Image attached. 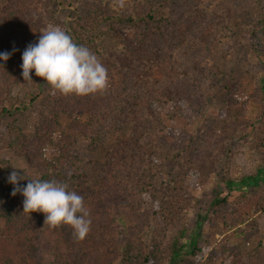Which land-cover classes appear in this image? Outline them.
Segmentation results:
<instances>
[{
    "label": "trees",
    "instance_id": "trees-1",
    "mask_svg": "<svg viewBox=\"0 0 264 264\" xmlns=\"http://www.w3.org/2000/svg\"><path fill=\"white\" fill-rule=\"evenodd\" d=\"M153 1L4 0V6L0 8V53L11 55L7 61L0 60V117L28 111L45 91L43 88L47 82L37 77L35 72L31 75L32 82L24 81L21 54L29 44L38 42L41 31L49 25L59 26L77 45L88 47L108 70L109 67L117 72L122 68L130 69L131 80L124 83V88L115 95L106 96L103 94L106 91L87 96L47 93L39 101L44 112L32 138H20L12 126L0 134V218L5 222L0 230V264H178L185 255L202 251L207 253L209 264H234L237 259L241 264V260L248 257L221 244L211 250V239L207 245L199 247L196 233L189 245L183 244L188 211L197 203L187 186L188 167L197 166L193 160L199 150L197 145L191 147L188 159L184 158V165L171 156V164L179 168L177 171L173 168L167 170L164 181L156 183L155 178L147 181L142 178L158 169L156 158L149 156L140 143V139L147 136L154 126L146 116L158 117L150 104H171L161 97L163 92L159 91L155 72L163 74L164 70H172L170 75L183 76L187 81L193 74L203 73L210 82L206 75L214 64L211 52L213 42L217 41L204 36L202 26L206 13L200 7L202 0H164L157 7ZM220 2L221 12L216 16L213 13V18L217 17L220 22L214 25L223 32L227 31V35L264 33V16H252L257 0ZM234 8H240L237 15L233 13ZM61 10H69L73 20L70 16L68 20H60L56 12ZM160 10L163 12L156 13ZM187 21L189 23L186 24ZM125 25L136 34L123 36L119 29ZM110 37L118 45L105 46L104 40ZM158 38L163 44H152L151 41ZM261 47L264 57V42ZM120 56L125 58L127 65L115 63ZM255 58L261 66L252 72L264 96V61L259 56ZM218 74L223 75L224 72L219 70ZM17 83H22L24 88L32 84L33 91L39 90L38 95L32 90L24 98L14 94L12 88ZM176 105L170 108L177 113ZM83 113L90 115L89 120L74 119L66 130L61 131L59 139L54 138L62 114L72 119ZM252 123L257 130L255 147L264 150V117L256 118ZM114 125L119 128L133 125V138L123 136L120 143L105 147L109 128ZM79 136L89 139L94 146L93 151L107 150L105 161L87 162L80 158L75 148ZM49 149L57 153L52 160L47 155ZM6 150H14L25 158L35 176L31 178L13 168L2 156ZM203 164L206 169L211 165L208 158ZM93 165L96 167H91ZM13 171L28 179H54L67 183L69 190L82 195L91 219L86 238L75 240L72 228L67 225L58 228L45 225L44 213L30 216L24 213L23 208L8 207L5 199L14 188L8 177ZM28 179L20 180L19 186L25 187ZM262 184L264 165L239 184L229 181L227 185L229 190H247L249 187L259 188ZM257 196H254L255 200ZM245 198L244 195L242 199ZM247 200L251 202L250 198ZM224 203L227 204L225 198L213 201L214 207ZM121 213L139 222L146 220L148 224H158L160 236L146 242L129 227L123 237L114 239L112 230ZM221 217L224 223L228 220L223 213ZM206 219L207 216L203 223ZM259 244L262 245V240ZM198 259L202 261V258Z\"/></svg>",
    "mask_w": 264,
    "mask_h": 264
},
{
    "label": "rangeland",
    "instance_id": "rangeland-1",
    "mask_svg": "<svg viewBox=\"0 0 264 264\" xmlns=\"http://www.w3.org/2000/svg\"><path fill=\"white\" fill-rule=\"evenodd\" d=\"M163 1L154 0L153 2L157 7ZM259 1L257 0L256 9L252 11V16L256 18L264 16V0ZM220 5V0H202L200 3V7L206 13V20H203L202 26L204 36L207 35L209 40L210 38L217 40L212 41L211 59L214 64L211 71H208L210 73L206 75L209 76L210 82L205 79L203 73L193 74L194 76L190 77L191 80L187 81L183 76L170 75L172 70H164L163 74L155 72V78L159 82V91L163 92L161 97H164L166 101L169 100L171 104L161 105L155 102L150 104L158 117L154 116L152 119L146 116L149 117L147 121H153L150 123L154 126H151L153 130L147 136L140 139V143L149 156L156 158L158 169H153L148 176L142 178L144 181L148 178H155L156 183L164 181L167 170L173 168L177 171L179 168L171 164L173 158L171 156L178 158L184 165V158L188 159L191 147L197 145L199 150H197L196 157H193L196 162L194 165L197 166L191 167L192 169L188 167L190 172L187 178L188 191L196 198L197 203L193 209L188 211L189 221L183 244L189 245L190 239L194 238L196 233L198 235L195 237H197L199 247L207 245L208 240L211 239L213 243L211 250L219 244L225 245L230 251H240L244 256H248L241 260V264H264V184L256 189L249 187L247 190L240 188L229 190L227 185L229 181L239 184L243 178L254 174L261 165H264V150L255 147L257 130L252 123L256 118L264 117V96L252 72L261 66L256 56L264 61L261 47L264 42V33L256 31L252 36L246 32H242L239 36L234 33L227 35V31L223 32L220 27L214 25L220 22L217 17L213 18L214 12L215 16L221 12L222 5ZM3 6L4 0H0V8ZM238 10L240 8H234L233 13L237 15ZM56 15L63 21L68 20V16L71 17V21L73 20L69 10L58 11ZM119 31L123 36L136 34L127 25L120 27ZM158 40L159 38L153 39L151 42L157 46L162 45L163 42ZM103 44L111 47L117 43L114 38L110 37L104 40ZM99 60L101 61L100 58ZM124 60L125 58L120 56L115 63L120 66L127 65ZM101 63L104 65L103 61ZM219 70H222L224 74L219 75ZM34 72L33 70L31 75ZM108 76V87L103 93L106 96L115 95L121 88H124V83L128 84L131 80L130 69L125 68L117 72L109 67ZM32 87L31 84L28 88H24L22 83H17L12 90L14 94L17 93L24 98ZM44 89L45 93H40L39 99H36L37 101L28 111L11 117H0V134L5 133L9 126H12L18 131L20 138L34 136L44 112L39 101L43 95L53 93L48 84ZM32 92L38 95L39 90H32ZM174 104H177L175 106L177 113L170 108ZM76 117L70 119L68 115L62 114L59 117V127L54 138L59 139L61 131L66 130L74 119L86 122L90 115L83 113ZM132 126L119 128L114 125L109 128L105 147L120 143L123 136L133 138L131 136L134 131ZM244 135H247L248 139L244 138ZM75 148L84 161H105L107 150L93 151L94 146L85 136L77 140ZM47 155L52 160L57 153L54 149H49ZM2 156L11 163L13 168L23 171L31 178L35 176L36 173L28 161L18 156L14 150L3 151ZM207 158L211 164L209 169L202 166L204 159ZM256 194H258L257 200H255ZM244 195L250 198L251 202L247 198L242 199ZM223 198L226 199L227 204L214 207L213 201ZM23 201V195L17 192L15 196L11 194L6 197L5 204L10 208L19 209L23 208ZM220 211L225 214V219H228L225 223L222 221ZM37 213L41 212L27 213V215ZM120 215L116 218L112 230L111 235L114 239L123 237L129 227L133 228L137 237L146 242L160 236L161 227L158 224H148L146 220L139 222L135 218L126 216L125 213ZM205 216L208 219L203 223ZM4 225V220L0 218V230ZM109 237L110 235L108 236L110 240ZM259 240H262L261 246ZM198 258H202V261ZM207 258L206 252H195L185 255L178 264H209L206 261ZM47 259L50 261L48 257H45L46 261ZM51 260L53 261V258ZM237 261L234 264H239L240 259Z\"/></svg>",
    "mask_w": 264,
    "mask_h": 264
},
{
    "label": "clouds",
    "instance_id": "clouds-1",
    "mask_svg": "<svg viewBox=\"0 0 264 264\" xmlns=\"http://www.w3.org/2000/svg\"><path fill=\"white\" fill-rule=\"evenodd\" d=\"M10 53H0V60L7 61ZM22 75L30 81L34 70L51 86L53 93L64 96H87L104 92L109 83L108 70L99 58L86 46L77 45L72 37L59 26L49 25L41 31L38 42L29 44L22 55ZM16 169V168H15ZM28 179L17 171L11 172L8 182L24 197V213L45 214L44 224L51 228L70 226L73 237L82 241L90 232V212L84 198L67 183L56 180L28 179L25 187L20 180Z\"/></svg>",
    "mask_w": 264,
    "mask_h": 264
}]
</instances>
